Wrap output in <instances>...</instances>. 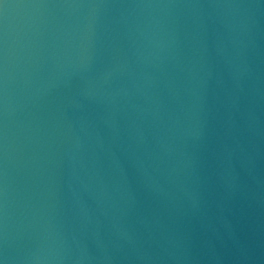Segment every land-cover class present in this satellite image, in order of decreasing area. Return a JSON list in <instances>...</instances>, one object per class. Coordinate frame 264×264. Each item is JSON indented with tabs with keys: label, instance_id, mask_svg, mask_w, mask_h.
Instances as JSON below:
<instances>
[{
	"label": "water",
	"instance_id": "1",
	"mask_svg": "<svg viewBox=\"0 0 264 264\" xmlns=\"http://www.w3.org/2000/svg\"><path fill=\"white\" fill-rule=\"evenodd\" d=\"M0 264H264V0H0Z\"/></svg>",
	"mask_w": 264,
	"mask_h": 264
}]
</instances>
